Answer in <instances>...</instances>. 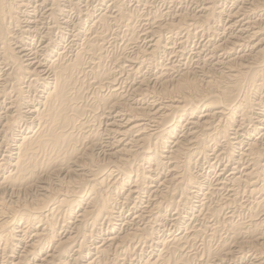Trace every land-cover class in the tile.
Wrapping results in <instances>:
<instances>
[{"label": "bare ground", "instance_id": "6f19581e", "mask_svg": "<svg viewBox=\"0 0 264 264\" xmlns=\"http://www.w3.org/2000/svg\"><path fill=\"white\" fill-rule=\"evenodd\" d=\"M62 1L64 2V0ZM73 1L71 0L72 3ZM195 1L197 3L198 0ZM41 2L42 5L50 2V14L61 11L59 8L61 0H41ZM216 2H219V0H208L207 3L204 1V6L196 7L197 9L202 8L199 10L200 13L192 16L188 15L189 12H185L176 14L171 18H166L167 12L165 13L164 11L163 13L160 10L154 11L152 16L150 15L151 13H148L151 17L148 18L149 15H147L148 17L145 16L146 19L143 16L148 23L145 26L146 28H141L142 31L137 30L138 27L136 26L138 25H135L136 20H134L136 18L133 19L139 13L135 14V12L133 16L131 13L133 10H128L124 6L125 4L116 3L115 1L113 3L116 8L113 13L110 11L111 13L107 14L106 10H102L103 12L96 13L97 15L93 14L96 17L95 19L93 18L94 20L87 33L84 34L83 38L79 36L82 42L78 41L80 44L77 45L76 49L74 48V51L70 50L69 54L64 50L59 51L56 43H54L55 41H51L54 39L49 30L58 26L59 23V20H55L53 17L55 15H53L52 25H49L51 27L47 31L50 34H48L49 37L52 39L50 40L47 34L43 35V38H40L43 40L41 41V49H39L42 52L44 51V53L47 51L52 52L47 54V60L42 62L38 59L40 58L38 56L39 50L33 49L34 46L30 49L27 48L28 52H30L28 54L27 49L24 48L26 46H23V44L18 45L17 41L12 43V39H15L13 33L15 27L21 29L25 26V29H22L23 31H33L35 33L41 27L40 25L36 26L35 19V21L29 19L23 20L25 25H22L23 23L20 25L22 22V19H20L22 7L27 4V0H0V136L2 138L0 140V152L1 147L4 148V153L0 154V257L1 255L6 256L7 260L11 261L10 264H227V259L230 256L234 255L237 259L238 257L235 254H242L245 249L255 254V259L252 262L250 261L252 258L249 260L250 264H264V131L262 132V138L260 137L261 140L250 139L246 143L244 142L246 147L244 144V148L239 145L240 147L236 153H234V148L236 144L240 143L234 137V134L236 136L235 130L233 132L228 131V128L232 127L233 123L236 122L237 117H239L241 122H251L254 118L253 114L256 113L255 110L257 109L258 102L252 100V97L250 98L251 91L260 95V92L264 93V0H244V4L239 3L238 0H234V3L232 2L236 10L233 11L235 8H231L227 12L226 18H228V21L225 19L229 32L226 31L227 33L224 34L220 32L222 33V43L219 41L220 44L217 43L218 45H215L216 43L210 44L209 55L211 57L214 58L218 51L224 52L223 57L217 58L214 62V59L210 57H204L200 62L198 60V63L193 66L189 65L191 64L190 61L189 66L183 67H180V65L176 67L175 65L177 64L172 62V65L170 64L167 67L165 65V68L163 67L162 70L160 68V72L157 71L158 73L150 79L147 78L148 76L150 77L149 73L148 76L146 74L145 76L141 75V73L138 76L135 74L137 78L136 80L134 79V83L129 84V88L127 86L128 90H122L121 87H118V84H120L118 81L120 80H117L116 68L113 69L112 66L104 67L103 63L107 58L105 42L114 36L111 35L112 33L106 32L107 29L112 27V25L110 26L111 22H114L113 25L124 24L126 26V28L124 26V29H126L128 35L124 36V38L127 36L128 38H126L127 43L122 44L123 48L126 47H124L125 44H135L138 37L145 36L148 39L151 38L148 40L149 44L147 43L148 47H145L146 49L138 47V50H135L138 53L136 52L137 54L136 56L133 55L134 57L132 55V57L129 56V53L123 55L125 51L120 53L123 49L120 46L121 44H117L118 47L122 48L121 51L118 52L120 49L118 47L116 49L117 53L122 54L121 57L117 53L116 56L119 57H115L114 55L112 57L114 60L109 57L113 63L114 61L117 63L118 60L116 59L124 62L121 63L119 61L120 65L123 64L122 66L126 65L125 61L128 62V76L125 79L128 80L134 77H129V75L139 71L138 68L141 63L138 61L139 66H136V59L139 60L140 57L147 56L146 62L143 63L152 61L151 57L154 54V50H157L160 46L158 38L161 32L170 31L169 34H172L171 32L178 34L183 30L186 32L187 36L185 38L187 37L188 40L190 39L189 36L191 37L193 33L191 27L199 28L205 31V33L211 32L213 26H215L213 24H217L219 19L224 17V9L216 7ZM147 4L150 5V2H147ZM103 5H106V3ZM190 5L193 6L192 2ZM114 6L112 5V7ZM38 7L35 6L37 9ZM138 8H135V11L136 9L137 12L142 10V7ZM169 8L174 9L171 5ZM31 9L28 10L30 11ZM44 9L46 10L47 8ZM147 10L149 12V9ZM175 12L177 13V11ZM40 13L39 15H42ZM249 15H254L257 18L249 19V17H252ZM39 17L41 18L42 16ZM64 22L66 23V20ZM11 23L14 26L16 25L13 29ZM223 23L225 24V22ZM47 25L46 27L48 28ZM60 27L64 28L61 25ZM56 29L60 28L57 27ZM126 31L122 32L123 35L126 34ZM118 32L117 35H119ZM108 34L109 37H107ZM169 34L167 33V35ZM206 35L208 36V34ZM73 36L75 35L72 34ZM163 37L165 38L166 36ZM20 41L23 40L20 39ZM107 43L109 44V42ZM163 43L165 42L161 44ZM112 44L114 45V42ZM134 44L133 46H135ZM68 45H72V43ZM143 46L141 45V47ZM178 46L180 47V45ZM127 47L129 48V46ZM161 47L164 46L162 45ZM204 47L203 45V49ZM107 48L109 50V47ZM131 48V51H129L132 53ZM238 48L246 49H242L241 53L238 51L240 54L234 55L235 49ZM116 50L112 49L111 51L114 53ZM196 50H194L195 54L198 52ZM108 53L109 55L112 54L111 52ZM171 53L168 50L167 54L170 55ZM186 54L188 55V53ZM156 55L154 54V57ZM166 61L168 62V60ZM185 61H183L184 65ZM162 62L164 65V61ZM212 62L213 64L208 66ZM143 63L142 66L144 65ZM163 65L159 64L161 67ZM214 67L215 69L212 70ZM118 68L122 69L123 67ZM147 68L145 67V69ZM150 70H153V68ZM124 71L121 74L124 75ZM127 71L125 72L127 73ZM131 79L133 81V78ZM128 82L130 81L128 80ZM31 92H35V95L31 96ZM253 97L255 99L256 96ZM1 99H8V105L1 107ZM143 101L144 104L138 105V103ZM25 105L27 109H24ZM222 115L225 117L224 121H217V118H222ZM260 118L259 121H262ZM102 121L106 125L103 130L99 128L101 125L99 123ZM237 121L239 122V120ZM182 122L189 125H187L188 131L187 128L186 131L182 130ZM150 123H153V125L151 124L153 128L149 127ZM24 124L26 128L23 130L19 129L22 125L24 127ZM245 127L244 129H246ZM105 133L113 134L114 139L112 138V141L102 140ZM178 133L181 135H178ZM8 139L11 142H8ZM244 140L246 141L245 138ZM210 146H216L221 149L220 153L226 157L229 165H233L232 169L234 171L231 170L232 174L226 177L227 180H223L224 178L221 177L217 182V178L215 179L217 189L218 186H230L231 189L230 192L228 191V196L226 197L222 194L223 196L220 195L218 199L213 200L212 193L214 198L215 190L209 186L212 189H208L206 192L202 191L204 192V196L193 207L194 212H197L193 214V217L191 216V219L189 218V222L186 221L188 222L187 224L183 225L185 226L184 229H181L183 231L169 234L168 236H161L160 238L157 232V238H155L153 229L155 230L156 227L153 228L152 223L154 222L150 217L156 221L162 219L165 216V212L169 211L168 209H176L178 211L180 210L178 208L193 206V198L196 197L195 192L201 188L198 180L201 174L199 175L192 170V166H194L193 164L197 158L196 155L198 156L202 152L207 154ZM99 149L103 151H99ZM214 156L216 157V155ZM228 162L226 163L227 165ZM244 163L245 165H243ZM222 165L224 164L222 163ZM240 165L242 170L238 168ZM164 167L167 169L166 176L164 175V179H161L162 181L159 184L153 185L152 183L156 181L157 177L152 178L150 170L156 169L158 171V169L162 170ZM222 168L220 170H223ZM240 188H244L242 190L246 189L253 195V202H251L250 195L246 194L247 197H250L248 198L249 200L251 199L250 202L252 203L250 207L251 211L247 215L249 217L246 220H242L241 214L236 213L241 218L235 219V214L233 215V213L237 210L234 212L233 209V213L231 212L229 215L224 216L226 223H222L224 224V227H222L226 230L223 232L226 235L222 238H217V243L215 242L216 244L212 245L213 243L211 244L210 241H206L208 236L212 239V235L204 233L208 236H205L206 238L202 236L205 240H203L202 253H200V250L197 251L194 245L196 244L198 235L203 234L206 229L211 231L209 232L210 234L214 233L212 231L217 229L215 224H219L220 221L222 222L220 212L223 211L224 207L229 206L236 195L239 196L242 193L238 191ZM226 189L228 190L229 188ZM144 191L149 192L148 196L146 195V204L141 206L142 208L134 216V221H126L127 217L124 229L120 228V231H117V211L120 212L121 210L116 211V206L119 202H116L117 194L122 193V197L127 201L134 197L140 198L142 192L143 197ZM247 191L246 193H248ZM247 197L245 198L247 199ZM244 204H247V202ZM226 211L228 212V210ZM246 211L244 212L245 215ZM178 213L181 214L179 211ZM120 214L122 213L120 212ZM174 218L175 223L180 222L178 219H183L182 217L176 219L175 216ZM207 218H212L215 222L210 226L201 222V224L196 223L197 220L202 219L201 221L203 222ZM59 222L65 223L73 231L70 228L72 231L70 234L59 236L61 235L58 231ZM101 223L108 224L111 232L105 233L106 235L104 238H101L100 243L98 240L93 241L92 239L94 237V230H98L99 227L103 228ZM167 229L165 230L166 232L170 231ZM177 229L179 228L177 227ZM220 230L222 233V229ZM214 235L216 236V233ZM27 237L29 239L25 241L24 239ZM146 243L153 244L154 251L150 255L148 253L146 255H139L138 259L134 260L133 255H137V249H140ZM21 244H24L23 248H21ZM48 246L51 248L46 251L45 248ZM144 249L142 247L141 250ZM3 258L5 259V257ZM83 259L84 263H81ZM241 262H243L242 259Z\"/></svg>", "mask_w": 264, "mask_h": 264}, {"label": "rangeland", "instance_id": "374dc122", "mask_svg": "<svg viewBox=\"0 0 264 264\" xmlns=\"http://www.w3.org/2000/svg\"><path fill=\"white\" fill-rule=\"evenodd\" d=\"M28 1H29V5H28ZM68 1V2H67ZM74 1H75V3H74ZM73 1V3H74V5H75V8H74V5H73V3L71 2V0L69 1V0H64V2L61 0V2H59V8L61 9V11H56L55 12V14H50V10H51V4H50V2H48V3H45V4H43L42 5V2H41V0H27V6L25 5L24 7H22V16L20 17V19H22V22L20 23V25L22 24V25H25V23L23 22V20H26V19H29V20H36V26H38V25H40L41 27H39L38 28V31L35 33V32H25V31H23L22 29H25V26H24V28L22 27L21 29L19 28L18 29V27H15L14 26V24H12L11 23V27H12V29L14 28L15 30H13L14 32V38L15 39H12V43H14V42H16L17 41V43H19L18 45H20V44H23V46H26V47H24V48H32L33 46V49H41V44H42V40L40 39V38H43V35H45V34H47V36H48V38L51 40L52 38L54 39V40H51V41H55L54 43H56V46L58 47V49H59V51H65V52H68V54H69V52H71V51H74L76 48H77V45H79L80 44V42H78V41H81L82 42V40L80 39V37L81 38H83V36H84V34L85 33H87V31H88V29H89V27H90V25H91V23H92V21L95 19V17L96 16H93V14H95V15H97V14H99V13H101V12H103V11H105L107 14H110L111 12L113 13L114 12V9L116 8L115 6H114V3H115V1H116V3H123V4H125L124 6L126 7V8H128V10H133V11H131V13L133 14V13H135V14H138V18L136 17V15L135 14H133V16L135 15V17H133V19L134 18H136V19H134V20H136L135 22L137 23V20L138 19H140V20H138V23L136 24L135 22V25H138V26H136V27H138V29L137 30H142L141 28H146L145 26H147V23H148V21L146 20L147 18L145 17V16H147V15H149L150 13V15L152 16V14H153V12L154 11H156V10H160V12H163L164 13V11H165V13H166V15H165V17L166 18H171L172 16H175L176 14H179V13H185V12H189L188 13V15H190V16H192V15H197V13H200V11L199 10H201L202 8H200V9H197V8H199V7H202V6H204V4L205 3H207V1L206 0H198L197 1V3H196V1L195 0H189V1H191L192 2V5L193 6H191L190 5V3L191 2H189L188 0H166V2H165V0H151V1H153L154 2V4H152L153 2H151L150 0H143L142 1V3H141V0H138V2H136L137 0H122V1H120V0H74ZM112 1V2H111ZM118 1V2H117ZM131 1V2H130ZM134 1V2H133ZM140 1V2H139ZM164 1V2H163ZM181 2V5L179 6V4H180V2ZM184 1H186V2H184ZM200 1V2H199ZM204 1H205V3H204ZM223 1H224V3H223ZM239 1V3H242V4H244V0H238ZM243 1V2H242ZM31 2H32V4H31ZM38 2H41V3H39V4H36V3H38ZM67 2V3H66ZM71 2V3H70ZM86 2V3H85ZM106 3V5H103V4H105ZM114 2V3H113ZM136 2V3H135ZM147 2H150V5H146V3ZM175 2V3H174ZM188 2V3H187ZM202 2H203V4H202ZM234 0H219V2H216V4L218 5H216V7H218V8H220V9H224V17H221L220 19H219V21H218V23L217 24H213V25H215V26H213V29H212V31L211 32H206L205 33V31H202L201 29H199V28H194V27H191V30H192V36L190 37L189 36V40H188V38L186 37L185 38V36H187L186 35V32L185 31H183V30H181L178 34H176L175 32H171L172 34H169L170 33V31H166L169 35H167V33L166 32H161L160 34V36H159V41H160V46L157 48V50L155 49L154 50V54L156 55V53H157V55L154 57V54L152 55V61H150L149 63L147 62V63H143V62H146V57L147 56H143L142 58L144 59H142L141 57H140V59L139 60H137L136 59V66L138 65L139 66V64H138V61H139V63H141L140 64V66H139V68L141 69H139L138 68V70L140 71H137V73H134V74H131V75H129V77H131V76H134V77H131V78H133V81H131L132 79L130 78V79H128L130 82H128V80H125V79H127V74H128V71H127V64H128V62L127 61H125L126 62V67L125 66H122L123 64H121L120 65V62H121V60H119V59H116V60H118L117 61V63H116V61H114V63H113V61H112V57L115 55V57H121V55L122 54H120V53H123V51H125L124 53L125 54H123V55H127L128 53V55L129 56H136V54L138 53L137 51H135V50H138V47H140V48H142V49H146L145 47H148L147 45L149 44V42H148V40H150L151 38H150V36H149V38L150 39H148V37H145V39H144V37H141V35H140V37L141 38H137L138 40H136V42H135V44L134 43H131V44H125L124 45V47L125 48H123V46H122V44H124V43H127L126 41V38H128V36L127 37H125L124 38V36H126V35H128V33H127V31H126V29H124V24H118V26L117 25H113V23L114 22H111L110 23V26L112 25V27L111 28H109V29H107V33H112L111 35L113 36V38H109L106 42H105V49H106V54H107V58L106 59H108V60H106V62L107 63H109V60H111L110 61V63L107 65V63L105 62V60H104V67H106V66H112L113 67V69H115L116 68V77H117V80H120V81H118V82H120V84H118V87H121V89L123 90H128V88H129V84H131L132 82L134 83L135 81H134V79L136 80V78L137 77H135V74H136V76H138L140 73H141V75H144L145 76V74H146V76H148V73H149V75H150V77L148 76L147 78H151V77H153V76H155V74L156 73H158V72H160V68H161V70L163 69V67L165 66V67H167L168 65H172L173 63L174 64H177V65H175L176 67H179L178 65H180V67H183V66H187L188 64H189V61L191 62V64H189L190 66H193V65H195L196 63H198V60H199V62L200 61H202L203 59H204V57L205 58H213V57H211L209 54V48L211 47V45H212V43H216L215 45H218V44H220V42L222 43V41H221V39H222V33L224 34V33H227V32H229V30H228V24H227V21H228V18H226L227 17V12H229L230 10H231V8L233 9V8H235V6H234ZM70 4V6H69V4ZM90 3V4H89ZM103 3V4H102ZM110 3V4H109ZM127 3V4H126ZM130 5H129V4ZM134 3V4H133ZM139 3V4H138ZM169 3V4H168ZM172 3V4H171ZM186 3V4H185ZM199 3V4H198ZM48 4V5H47ZM50 4V5H49ZM63 4H65V5H62ZM136 4H137V6H136ZM153 5V7H152V5ZM163 4H164V6L166 7L167 6V8H165L164 6H163ZM178 5V6H176V5ZM183 4V5H182ZM188 4V5H187ZM196 4H198V5H196ZM221 4V5H220ZM228 4V5H227ZM241 4V5H242ZM82 5V6H81ZM112 5L114 6V7H112ZM127 5H129V6H131V7H129V6H127ZM145 5V6H144ZM159 5H161V6H159ZM170 5H171V7L172 8H174V9H171V8H169L170 7ZM200 5V6H199ZM219 5H220V7H219ZM225 5V7H223ZM232 7H231V6ZM240 5V4H239ZM246 5V4H245ZM33 6V7H32ZM35 6L36 7H38V6H40V7H38V9L37 8H35ZM50 6V7H49ZM69 6V7H68ZM107 6V7H106ZM110 6V7H109ZM147 6H149L148 8H147ZM152 7V11H151V7ZM158 6V7H157ZM42 7V8H41ZM50 9H49V8ZM138 7H142V10L141 11H138L137 12V9H136V11H135V8H138ZM176 7H178V8H176ZM182 7V8H181ZM188 7V8H187ZM191 7V8H190ZM193 7V8H192ZM197 7V8H196ZM222 7V8H221ZM24 8V9H23ZM30 8H32L30 11L28 10V9H30ZM35 8V9H34ZM44 8H47L46 10L44 9ZM64 8H65V10H64ZM78 8H80V9H78ZM132 8V9H131ZM156 8V9H155ZM158 8V9H157ZM160 8V9H159ZM162 8V9H161ZM165 8V9H164ZM190 8V9H189ZM195 8V9H194ZM228 8V9H227ZM67 9V10H66ZM100 9V10H99ZM145 11H144V10ZM147 9H149V12H148V10ZM171 9V10H170ZM176 9V10H175ZM189 9V10H188ZM192 9H193V12H192ZM34 10V12H32ZM49 10V11H48ZM99 10V11H98ZM103 10V11H102ZM113 10V11H112ZM138 10H140L139 8H138ZM179 10H181V11H179ZM184 10H187V11H184ZM190 10H191V12H190ZM234 10H236V8L235 9H233V11ZM41 11H43V12H41ZM97 11V12H96ZM111 11V12H110ZM144 11V12H143ZM147 11V12H146ZM151 11V12H150ZM171 11V12H170ZM175 11H177V13L175 12ZM184 11V12H183ZM198 11V12H197ZM232 11V12H233ZM35 12H37L36 14H34ZM41 12V13H40ZM48 12V13H47ZM60 12V13H59ZM63 12V13H62ZM75 12V13H74ZM79 12V13H78ZM173 12H175V13H173ZM226 12V13H225ZM32 14V16H30L31 14ZM39 13L40 14H42V15H39ZM47 13V14H46ZM59 14V15H57V14ZM81 13V14H80ZM97 13V14H96ZM143 13V14H142ZM146 15H145V14ZM149 13V14H148ZM169 13H170V15H169ZM173 13V14H172ZM186 13V14H187ZM195 13V14H194ZM19 14V15H20ZM26 16H25V15ZM38 14V15H37ZM44 14H46V15H44ZM34 15V16H33ZM51 15V16H50ZM53 15H55V16H53ZM88 15V16H87ZM140 15H142V16H140ZM149 15V17L148 18H150L151 16ZM169 17H168V16ZM39 16H42L41 18L39 17ZM52 16L55 18V20L57 19V20H59L58 22L60 23H58V26H56V27H54V28H52V30H51V26L49 27V25H52L51 24V21L53 20L52 19ZM140 16V17H139ZM143 16L146 18H143ZM249 16H252V15H249ZM30 17V18H29ZM40 19H39V18ZM43 17H44V19H43ZM59 17H62L64 20H66V23L64 22V20L62 19V18H59ZM92 17V18H91ZM25 18V19H24ZM49 18H50V20H49ZM84 18V19H83ZM94 18V19H93ZM255 19V18H257V17H255L254 15L252 16V17H249V19ZM69 19V20H68ZM90 19V20H89ZM92 19V20H91ZM227 21H226V20ZM34 20V21H35ZM42 20V21H41ZM44 20V21H43ZM45 20H47V21H45ZM61 20V21H60ZM133 20V21H134ZM38 21V22H37ZM68 21H69V23H68ZM80 21V22H79ZM63 22H64V25H63ZM82 22V23H81ZM141 22V23H140ZM142 22H146L145 23V25H144V23H142ZM223 22H225V24L223 23ZM41 23V24H40ZM78 23V24H77ZM86 23V24H85ZM222 23V24H221ZM48 24V25H47ZM76 24V25H75ZM80 24V25H79ZM141 24V25H140ZM46 25L48 26V28L46 27ZM60 25L61 26H64V28L63 27H60ZM67 25V26H66ZM85 25V26H84ZM42 26H44V27H42ZM74 26V27H73ZM118 28H117V27ZM120 26H122L121 28H120ZM143 26V27H142ZM60 28V29H56V28ZM114 27H116V28H114ZM218 27V28H217ZM225 27H226V30H225ZM42 28V29H41ZM50 28V30H49V33L51 34V36H52V38L51 37H49V33L47 32L48 31V29ZM122 28H123V30H122ZM125 28H126V26H125ZM193 28H194V30H193ZM217 28V29H216ZM221 28V29H220ZM224 28V29H223ZM40 29V30H39ZM45 29V30H44ZM87 29V30H86ZM119 29V30H118ZM219 29V30H218ZM224 30V32H223V30ZM19 30H21V31H19ZM41 30H43V31H41ZM54 30V31H53ZM80 30V31H79ZM114 32H113V31ZM199 30V31H198ZM217 30H218V32H217ZM80 33H79V32ZM84 31H86V32H84ZM116 31V32H115ZM117 31H119L118 32V34L119 35H117ZM126 31V34L125 35H123V33ZM143 31V30H142ZM142 31H141V33H142ZM196 33H195V32ZM227 31V32H226ZM43 32H45V33H43ZM56 32V33H55ZM75 32H77V33H75ZM83 32V33H82ZM123 32V33H122ZM181 32H183V33H181ZM203 32V33H202ZM213 32V33H212ZM220 32H222V33H220ZM25 35H24V34ZM28 33V34H27ZM30 33H31V35H30ZM41 33V34H40ZM75 33V34H74ZM107 33H106V35H107ZM113 33H115V34H113ZM120 33H122L121 35H120ZM216 33V34H215ZM20 34V35H19ZM23 34V35H22ZM32 34H34V35H32ZM49 34V35H48ZM72 34L73 35H75V36H73L72 37ZM78 34H81V35H78ZM109 34H108V36L107 37H109ZM165 34V35H164ZM182 34H184V35H182ZM198 34V35H197ZM206 34H208V36L206 35ZM212 34H214V36H212ZM22 37V38H20L21 40H23V41H20V39L17 37ZM22 35V36H21ZM40 35H42V36H40ZM57 35V36H56ZM77 35V36H76ZM166 36L165 38L163 37V36ZM203 35H205V36H207V37H205V36H203ZM215 35H217V36H215ZM28 36V37H27ZM38 36V37H37ZM80 36V37H79ZM112 36H110V37H112ZM119 36H121V37H119ZM143 36V35H142ZM169 36H171L170 38H169ZM176 38H175V37ZM179 38H178V37ZM198 38H197V37ZM203 36V37H202ZM221 38H220V37ZM17 37V38H16ZM74 37H76L75 38V41H74ZM106 37V38H107ZM117 37H118V41L116 42V40H117ZM202 37V38H201ZM205 37V38H204ZM218 38V40H217V38ZM71 38V39H70ZM115 38V39H114ZM173 38V39H172ZM175 38V39H174ZM178 38V39H177ZM181 38V39H180ZM196 40H195V39ZM207 38V39H206ZM210 38H211V40H210ZM40 39V40H39ZM61 39V40H60ZM73 39V40H72ZM114 39V40H113ZM124 39H125V42H124ZM140 39V40H139ZM161 39V40H160ZM162 39H164V40H162ZM172 39V40H171ZM194 41H192V40ZM202 39V40H201ZM204 39V40H203ZM207 41H206V40ZM215 41H213V40ZM71 40H72V42H71ZM111 40H112V42H114V45L112 44L111 45ZM122 40V41H121ZM145 40V41H144ZM171 40V41H170ZM180 40V41H179ZM182 40V41H181ZM184 40V41H183ZM198 40H199V42H198ZM39 41H40V43H39ZM139 41V42H138ZM165 42V43H163V44H161L162 42ZM174 41V42H173ZM179 41V42H178ZM190 41H192L191 43H189ZM205 41V42H204ZM217 41V42H216ZM220 41V42H219ZM23 42V43H22ZM72 43V45H68V44H71ZM78 42V43H77ZM107 42H109V44L107 43ZM116 42V43H115ZM122 42V43H121ZM142 42V43H141ZM170 44H169V43ZM174 44V48H173V44ZM181 42V43H180ZM185 44L184 46H183V43ZM187 42V43H186ZM203 42H204V44H203ZM27 45H26V44ZM74 43V44H73ZM140 44V45H138L137 46V44ZM148 43V44H147ZM180 43V44H179ZM195 43V44H194ZM218 43V44H217ZM25 44V45H24ZM30 44V45H29ZM38 44V45H37ZM40 44V45H39ZM65 44V45H64ZM120 45L119 47H118V45ZM133 44L135 45V46H133ZM143 44H144V46H143ZM180 45V47L178 46V45ZM194 46H192V45ZM201 44V45H200ZM205 46L204 47V49H203V45ZM207 46H206V45ZM209 44V45H208ZM211 44V45H210ZM116 45V46H115ZM130 45H132V46H130ZM141 45L143 46V47H141ZM164 46V47H161V46ZM166 45V46H165ZM167 45H169V46H167ZM177 45V46H176ZM187 45V46H186ZM189 45V46H188ZM199 45V46H198ZM22 46V47H23ZM112 46V47H111ZM115 46V48H113ZM127 46H129V48L127 47ZM193 48H192V47ZM202 46V47H201ZM230 47H231V45H229ZM229 46H227V47H229ZM66 47H67V49L69 50H67L66 49ZM70 47V48H69ZM73 47V48H72ZM107 47H109V50H108V48ZM120 48L119 50H118V52H120L121 51V49H122V51L120 52V53H117V50L116 49H118V48ZM132 47V48H131ZM133 47H135V48H133ZM169 47V48H168ZM171 47H172V49H171ZM178 48V50H177V48ZM184 47H186V49H184ZM198 47V48H197ZM208 47V49H206ZM75 48V49H74ZM130 48L132 49V53L130 52L131 50H130ZM160 48H162V49H160ZM192 48V49H191ZM199 49V50H196V49ZM201 48H202V50H201ZM54 49V48H53ZM116 50V52H114L113 53V51H111V50ZM128 49V50H127ZM160 49V50H159ZM165 49V50H164ZM184 49V50H183ZM239 49V50H238ZM238 49H235V51H234V49H233V51H234V55H237V54H240L241 52H242V49H246V48H238ZM71 50V51H70ZM130 50V51H129ZM164 50V51H163ZM168 50H169V53L170 52H172L170 55H173V56H171V57H168V56H170V55H168L167 53H168ZM176 50V51H175ZM181 50V51H180ZM182 50H183V52H182ZM190 51V52H187V51ZM194 50H196V51H198L196 54L194 53ZM201 50V51H200ZM241 50V51H240ZM27 52L29 51L28 49L26 50ZM111 52L112 54H110L109 55V53L108 52ZM156 51V52H155ZM163 51V52H162ZM167 51V52H166ZM174 51V52H173ZM177 51H179V52H177ZM193 51V52H192ZM195 51V52H196ZM199 51H200V53H199ZM204 51V52H203ZM238 51L240 52V53H238ZM39 53L40 52H42L41 50H39L38 51ZM49 51H47V52H45L44 53V51L42 52V53H38V56L40 57V58H38L39 60H41L42 62H45V60H47L46 58H47V54H50L51 52H49ZM137 52V53H136ZM165 52V53H164ZM182 52V53H181ZM185 52V53H184ZM219 52H220V54H219ZM116 53H117V55H119V56H116ZM175 53H176V55H175ZM186 53H188V55L186 54ZM28 54H30V52H28ZM44 54H46V55H44ZM162 54H165V55H162ZM193 54H195L194 56H193ZM197 54H199V55H197ZM192 55V56H191ZM206 55V56H205ZM220 55V56H219ZM223 55H224V52L222 53V51H218V52H216V54H215V57L213 58L214 60H213V62L217 59V58H222L223 57ZM131 56V57H132ZM133 56V57H134ZM159 58H158V57ZM164 56V57H163ZM176 56H177V58H176ZM179 56H181V57H179ZM188 57V60H187V57ZM196 56H197V58H196ZM43 57V58H42ZM109 57H111V58H109ZM153 57H154V60H153ZM167 57V58H166ZM191 59H190V58ZM193 57H195V58H193ZM200 57V58H199ZM203 57V58H202ZM45 58V59H44ZM157 58V59H156ZM161 58V59H160ZM163 58V59H162ZM172 58V59H171ZM180 58V59H179ZM199 58V59H198ZM202 58V59H201ZM44 59V60H43ZM160 59V60H159ZM184 59V60H183ZM195 59V60H194ZM114 60V59H113ZM164 61V65H163V62L162 61ZM166 60H168V62L166 61ZM171 60H173V61H171ZM177 60H178V62H177ZM186 60V61H185ZM193 60V61H192ZM120 61V62H119ZM154 61V62H153ZM156 61V62H155ZM160 61V62H159ZM170 61V62H169ZM183 61H185V65H184V62ZM111 62H112V64H111ZM161 65H163L162 67L161 66H159V64ZM166 62V63H165ZM173 62V63H172ZM194 62V63H193ZM213 62L212 63H210L208 66H210V65H212L213 64ZM116 63V64H115ZM121 63H124V62H121ZM142 63L144 64L143 66H142ZM153 63V64H152ZM157 63V64H156ZM169 63V64H168ZM180 63V64H179ZM187 63V64H186ZM193 63V64H192ZM113 64H115L116 65V67H115V65H113ZM147 64V65H146ZM151 65V66H150ZM158 65V66H157ZM188 65V66H189ZM147 68V69H145V67ZM156 66V67H155ZM118 67H123L122 69H120V68H118ZM144 67V68H143ZM151 67V68H150ZM158 67V68H157ZM164 67V68H165ZM216 67V66H215ZM215 67L212 69V70H214L215 69ZM153 68V70H150V69H152ZM120 69V70H119ZM154 69H156V70H154ZM121 70H125V71H127V73L124 71V75L123 74H121V73H123V71H121ZM143 70H144V72H143ZM121 71V72H120ZM142 71V72H141ZM146 71V72H145ZM147 71H149V72H147ZM152 71V72H151ZM156 71V72H155ZM158 71V72H157ZM119 72H120V74H119ZM153 72H154V74H153ZM118 75H119V77H118ZM121 76V77H120ZM124 76H126V77H124ZM123 77H124V79H123ZM119 78H122V79H119ZM124 80V81H123ZM126 81V82H125ZM123 82V83H122ZM125 82V83H124ZM120 85V86H119ZM127 86H128V88H127ZM126 88V89H125ZM254 91H251V93H250V98L252 97V100H254L255 102L257 101L258 102V105H257V109L255 110V114H253L254 116V118L252 119V123L250 122V121H243V122H241V120L239 119V117H237L236 119L237 120H239V122L236 120V122H234L233 123V125H232V127L230 128H228L229 130V132H233L234 130H235V133H236V136H235V134H234V137H236L237 138V140L239 141V143L240 144H236V147L234 148V153H236V151H237V149L240 147V146H243V144H244V146H245V143L247 142V141H249L250 139H255V140H257V141H259V140H261V136H262V132L264 131V113H262V112H264V106H262L263 104H264V93L263 92H260L261 93V95L259 94V93H254ZM252 94H253V96H256L255 97V99H254V97L252 96ZM32 95H35V92H31V96ZM261 96V97H260ZM261 98H263V99H261ZM8 99H1V107H5V106H7L8 105V101H7ZM138 100V99H137ZM3 101V102H2ZM5 101V102H4ZM259 102H260V105H259ZM144 104V101L143 102H140V103H138V105H142V104ZM146 103V102H145ZM262 103V104H261ZM259 106V107H258ZM262 106V107H261ZM260 108V109H259ZM24 109H27L26 108V105H25V108ZM262 110V111H261ZM256 117V118H255ZM258 117V118H257ZM261 117V118H260ZM259 118H260V120H262V121H259ZM224 119H225V117L222 115V118L221 117H219V118H217V121H219V122H223L224 121ZM259 122H258V121ZM257 121V122H256ZM242 124H241V123ZM260 122H261V124H260ZM184 123V124H183ZM248 123V124H247ZM250 123H251V125H250ZM255 125H254V124ZM101 124V125H100ZM153 123H150V128H153ZM243 124H246V125H243ZM260 124V125H259ZM99 125L102 127H100L99 126V128L101 129V130H103V128L104 127H106V125H105V123H104V121H102L101 123H99ZM187 123L185 124V122H182V130H185L186 131V128H187V131H188V127H187ZM240 127H239V126ZM263 127H262V126ZM184 126V127H183ZM189 126V125H188ZM236 126H238L237 128H236ZM246 126V127H245ZM250 126V127H249ZM252 126V127H251ZM255 128H254V127ZM244 127L246 128V129H244ZM26 128V125L24 124V127H23V125H22V127L21 128H19V129H21V130H23V129H25ZM239 128V129H238ZM250 128V129H249ZM242 129V130H241ZM249 129V130H248ZM257 129H259V130H257ZM238 130V131H237ZM256 130V131H255ZM245 131V132H244ZM249 131L251 132L250 134H249ZM259 131V132H258ZM253 132V133H252ZM261 132V133H260ZM18 133H19V131H18ZM243 133V134H242ZM248 133V134H247ZM258 133V134H257ZM180 133H178V135H179ZM109 135V136H108ZM111 135V136H110ZM181 135V134H180ZM242 135H243V139L245 138L246 139V141L244 140L243 141V139H242ZM246 135V136H245ZM103 138H102V140H105V141H112V138L114 139V135L113 134H103ZM251 136V137H250ZM257 136H258V138H257ZM246 137H248V138H246ZM250 137V138H249ZM254 137V138H253ZM261 137V138H260ZM107 138V139H106ZM109 138H111V139H109ZM242 140H241V139ZM9 139H10V137H9ZM8 139V142H11V140H9ZM0 140H2V138H1V136H0ZM243 142V143H242ZM245 142V143H244ZM172 144V143H171ZM171 144H169L170 146H171ZM240 145V146H239ZM244 146H243V148H244ZM246 147V146H245ZM2 149H1V152H0V154L2 155L3 153H4V148L3 147H1ZM106 148V147H105ZM99 151H103V150H101V149H99ZM211 153H210V152ZM209 151H207L206 153L207 154H204V152H202V153H200L198 156L200 157H198L197 155H196V157L197 158H199V159H197L196 157V160H195V163L193 164L194 166H192V170H194L195 172H197L199 175V177H198V180H199V185H201V188L199 189V190H197L196 192H195V198H193L194 199V202H193V206L192 207H188V208H190V209H188V208H183V207H181V208H178V209H180V210H178L181 214H179L178 213V211L176 210V209H168L169 211H166L165 212V216H163V218L162 219H159V220H154L152 217H150L152 220H153V222L154 223H152V225H153V228H155V230L153 229V231H154V233H153V235L154 236H156L155 238H157V234H158V237L160 238L161 236H168L169 234H175V233H179L180 231H183V230H181V229H184V227L185 226H183V225H185V223L187 224L188 222H189V218L191 219V216L193 217V214L194 213H196V212H194V206H195V204H198V200H200L201 199V197H203L204 196V192H206L208 189H212V188H214V190L216 191V193H215V191H214V198H213V193H212V199L213 200H215V199H218L219 197H220V195H224V196H228V194H229V192H230V186L228 185V186H224V187H219L218 186V189H217V182L219 181L218 179L219 178H224L223 180H227V178L226 177H229L230 175L229 174H232V171H234V169H232L233 168V165H229V162L226 160V157L225 156H223V154L222 153H220V151H221V149H219L218 147H214V146H210V148H209ZM216 151H218L217 152V154H216ZM105 153V152H104ZM215 153V154H214ZM204 154V155H203ZM221 154V155H220ZM104 155V154H103ZM202 155V156H201ZM207 155V156H206ZM209 155V156H208ZM214 155H216V157L214 156ZM217 155H218V159H219V161H218V159H217ZM222 158H221V157ZM1 157V156H0ZM202 157H203V159H202ZM204 157H206V158H204ZM225 157V158H224ZM212 160H211V159ZM215 158V159H214ZM221 158V159H220ZM202 159V160H201ZM205 159V160H204ZM206 159H208L209 160V162L212 164H210L209 162H208V160L206 161ZM224 159V160H223ZM105 160H107L106 158H105ZM204 160V161H203ZM215 160V161H214ZM218 162H217V161ZM226 160V161H225ZM212 161V162H211ZM223 161V162H222ZM206 162H208V163H206ZM215 162H216V164H215ZM225 162V163H224ZM228 162V165L226 164ZM217 163H218V165H217ZM220 163V164H219ZM222 163L224 164V165H222ZM225 164H226V166H225ZM203 165V166H202ZM217 165V166H216ZM242 165V164H241ZM241 165L238 167L239 168V170L241 169L242 170V168H243V165H245V163L242 165V168H240L241 167ZM222 166H223V168H222ZM195 167V168H194ZM200 167V168H199ZM214 167V168H213ZM230 167V168H229ZM218 168V169H217ZM225 169V171H223V170H220V169ZM216 169V170H215ZM160 170V171H159ZM199 172H198V171ZM218 170H219V172H218ZM232 170V171H231ZM151 172H150V175H152V178H158V180H157V178H156V181L155 182H153L152 184L153 185H157V184H159V182L160 181H162L161 179H164V177L166 176V174H167V169H166V167H164V168H162V170L161 169H158V171H156V169L154 170V169H151L150 170ZM162 171V172H161ZM215 171V172H214ZM156 172V173H155ZM225 172V173H224ZM227 172H229V173H227ZM162 173H164L163 175H162ZM216 173H217V175H216ZM159 174V175H158ZM158 175V176H157ZM165 175V176H164ZM213 175V176H212ZM215 175H216V177H215ZM225 175V176H224ZM219 176V177H218ZM203 177V178H202ZM217 178V179H216ZM160 179V180H159ZM206 179V180H205ZM213 179V180H212ZM217 180V182H215L216 180ZM208 180V181H207ZM202 181H203V183H202ZM212 183H211V182ZM214 181V182H213ZM157 182V183H156ZM156 183V184H155ZM208 183V184H207ZM213 183H215V184H213ZM208 185V186H207ZM207 186V187H206ZM209 186H211V187H209ZM215 186V187H214ZM203 187V188H202ZM220 188V189H219ZM225 188V189H224ZM226 188H229L228 190L226 189ZM205 189V190H204ZM242 189H244V188H240L238 191L240 192H242V193H240L239 194V192H237V194H239V196L238 195H236V197H235V199L233 200V201H235V202H233V201H231V203L229 204V206H230V208H229V206L228 207H224V209H222L221 211L222 212H220V217H222L221 219H222V222L220 221V223L219 224H221V225H219L218 223H216L215 225L217 226V229H218V231L220 230V229H222V233L219 231H216V230H214V231H212V232H214V233H216V236L214 235V233H209V232H211V231H209L208 229H206L207 230V232H206V230L203 232V234L204 233H206V234H208V235H212V239H211V237H209L208 235V237L206 236V234H200V235H198V237L200 238H198L197 237V240H196V244H194L195 246H196V249H197V251H199L200 253H202L201 252V250H202V247H203V240H205V239H203V237H207V239H206V241H210L211 242V244L212 245H215L217 242L216 241H218L217 240V238H222V237H224L226 234H225V232H223V231H226L225 230V228H223L224 227V224L226 223L225 221H226V218L224 217V216H227V215H229L231 212L233 213V209H234V212H235V210H237L235 213H233V215H234V217H235V219H237L238 217L239 218H241L242 220H246L249 216H247V215H249V213H250V207H251V202H253V195L252 194H250L246 189L245 190H242ZM221 190V191H220ZM223 190H224V192H223ZM200 191V192H199ZM202 191H204V192H202ZM229 191V192H228ZM244 191H245V193H244ZM246 191L248 192V193H246ZM218 192H220L219 194H218ZM226 192V193H225ZM148 193L149 192H145L144 191V195H143V197L145 198H143L142 197V194H143V192L140 194V198H137V197H134L133 199H134V201H132L133 199L131 198V199H129V200H127L126 201V199H124L123 197H122V193H120V194H117V196H116V202L117 201H119L118 202V204H117V206H116V211L117 210H120V212L122 213V214H120V212L119 211H117V218H118V220H117V222H118V225H116V226H118V228H117V231H120V228L122 229H124V227H125V222L126 221H134V219H135V217L134 216H136V214L139 212V210H140V208H142L141 206H144V204H146V199H147V196H148ZM244 193V194H243ZM218 196H217V195ZM246 194H249L250 195V197H251V199H252V201H251V199L249 200V198L247 197V195ZM147 195V196H146ZM222 195V196H223ZM119 196V197H118ZM117 197H118V199H117ZM121 197H122V199H121ZM217 197V198H216ZM241 197H243V198H241ZM245 197H247V199L245 198ZM29 198V197H28ZM137 198V199H136ZM240 200H239V199ZM124 199V200H123ZM143 199V200H142ZM238 199V200H237ZM243 199V200H242ZM122 200H123V204H122ZM140 200V201H139ZM196 201V202H195ZM238 203H237V202ZM249 201V202H248ZM251 201V202H250ZM126 202V203H125ZM129 202V203H128ZM133 204H135V205H133ZM139 204V206H137L138 204ZM140 202H142V203H140ZM247 202V204H244V203H246ZM122 205H121V204ZM232 203H236L235 205L234 204H232ZM119 204H120V206H119ZM240 204V205H239ZM241 204H243V205H245V206H243V205H241ZM125 205H127V206H125ZM133 205V206H132ZM234 205V206H233ZM250 205V206H249ZM124 206V207H123ZM236 206V207H235ZM238 206H240V207H238ZM247 206V207H246ZM135 209V211H134V209ZM238 207V208H237ZM243 207V208H242ZM246 207V208H245ZM228 208V209H227ZM249 208V209H248ZM239 209H241V210H239ZM248 210V211H246V210ZM75 210H77V209H75ZM132 210V211H131ZM226 210H228V212L226 211ZM176 211V212H175ZM186 213H185V212ZM187 211H189V212H187ZM246 211V215L244 214V212ZM134 212V213H133ZM192 212V213H191ZM241 212V213H240ZM247 212H248V214H247ZM119 213V214H118ZM131 213H133V214H131ZM236 213H239V214H241L240 216L238 215H236ZM127 216H126V215ZM135 214V215H134ZM166 214H167V217H166ZM177 214H178V216H177ZM189 214V215H188ZM224 214H226V215H224ZM242 214H244L243 216H242ZM125 215V216H124ZM131 215V216H130ZM179 215H180V217H182L183 219H181L180 217H179ZM185 215V216H184ZM170 216V217H169ZM174 216L176 217V219L177 218H180V219H178V220H180V222L178 221V222H176L175 223V218H174ZM261 216V215H260ZM263 216V215H262ZM120 217V218H119ZM127 217H128V219H127ZM169 217V218H168ZM174 219H173V218ZM223 217H224V219H223ZM245 217V218H244ZM130 218V219H129ZM166 218V219H165ZM186 218V219H185ZM120 219V220H119ZM127 219V220H126ZM150 219V220H151ZM209 219V220H208ZM212 219V218H211ZM210 218H207V219H204L203 220V222L201 221V220H197L196 221V223H204L205 225H207V226H210V225H212L215 221L212 219L211 220ZM70 220H72V219H70ZM126 220V221H125ZM151 220V221H152ZM164 220V221H163ZM168 220V221H167ZM171 220V221H170ZM173 220V221H172ZM182 220V221H181ZM122 221V222H121ZM159 221V222H158ZM186 221H188V222H186ZM164 222V223H163ZM172 222H174V223H172ZM63 223V222H62ZM61 222H59V224H58V231H59V233L61 234V235H59V236H63L64 234H70L72 231H73V229L71 228V227H67V225L65 224V223H63L62 224ZM121 223H123V224H121ZM157 223V224H156ZM159 223H161L160 224V226H159ZM165 223H166V225H165ZM171 225L170 227H169V225ZM178 223V224H177ZM193 223H195V222H193ZM200 223V224H201ZM222 223H224V224H222ZM60 224H61V228L59 229V227H60ZM163 225V226H162ZM175 225V226H174ZM177 225V226H176ZM220 227H219V226ZM64 226V227H63ZM101 226L103 227V228H101V227H99V229L97 230V229H95L94 230V237H93V241H97L98 240V242H100L101 243V238H104L105 237V235L106 234H108V233H110L111 232V229H110V227L108 226V224H104V223H101ZM121 226V227H120ZM165 226H166V228H165ZM223 226V227H222ZM174 227V228H173ZM177 227L180 229H177ZM69 229V231H68V229ZM70 228H71V230H70ZM162 228V229H161ZM165 228V230L168 228L170 231H165V230H163ZM62 229V230H61ZM67 229V230H66ZM102 231H101V230ZM110 229V230H109ZM119 229V230H118ZM167 229V230H168ZM177 229V230H176ZM108 230V231H107ZM163 230V231H162ZM173 232H172V231ZM179 230V231H178ZM60 231H62V232H60ZM160 231V232H159ZM176 231V232H175ZM216 231V232H215ZM104 232V233H103ZM158 232V233H157ZM169 232V233H168ZM95 233H96V235H95ZM106 233V234H105ZM168 233V234H167ZM219 233V234H218ZM224 233V234H223ZM63 234V235H62ZM98 234V235H97ZM164 234H166V235H164ZM219 236H218V235ZM102 235H104V236H102ZM160 235V236H159ZM222 235V236H221ZM102 236V237H101ZM203 236V237H202ZM205 237V238H206ZM214 238V239H213ZM216 238V239H215ZM28 239H29V237H27L26 239H24L25 241H28ZM158 240V239H157ZM214 240V241H213ZM200 241H202V242H200ZM206 241H204V242H206ZM198 242H200V243H198ZM216 242V243H215ZM146 244H147V246H146ZM145 245L143 244L142 245V247H143V249L144 250H141L142 249V247L139 249H137V251L138 252H136V254L137 255H133L134 257H133V259L134 260H137L138 259V256L139 255H146L147 253H148V255H150V253L152 252V251H154V245L153 244H149V243H146ZM152 247H151V246ZM198 245V246H197ZM201 247H200V246ZM21 246V248H23V246H24V244H21L20 245ZM194 247V246H193ZM198 247H200V249H198ZM47 248V249H46ZM45 248V250L46 251H48L51 247L50 246H48V247H46ZM195 249V248H194ZM195 249V250H196ZM140 250V251H139ZM141 251H143V252H141ZM252 251H250L249 252V250H245L244 249V253H245V255H244V253H242V254H235L236 255V257H238L237 259L234 257V255H232V256H230L229 257V259H227V261L229 262H227V264H235V263H237V264H242L243 262V264H250L251 262H252V260H254L255 258V254L253 255L252 253H251ZM251 254V255H250ZM90 255V254H89ZM241 255H243V256H241ZM249 255V256H248ZM3 257H5V259L3 258ZM87 257H88V255H87ZM234 257V258H233ZM244 257V258H243ZM231 258H233L232 260H231ZM242 259V261L243 262H241V259ZM252 258V259H251ZM256 258H257V256H256ZM2 259V260H1ZM5 261H4V260ZM235 259V261H233ZM251 259V260H250ZM251 262H250V261ZM231 261V262H230ZM246 261V262H245ZM0 262L2 263V264H10L11 263V261L8 259L7 260V257L6 256H4V255H1V257H0ZM238 262H240V263H238ZM249 262V263H248ZM0 263V264H1ZM81 263H84V259H83V261L81 262ZM70 264H74V263H70Z\"/></svg>", "mask_w": 264, "mask_h": 264}]
</instances>
